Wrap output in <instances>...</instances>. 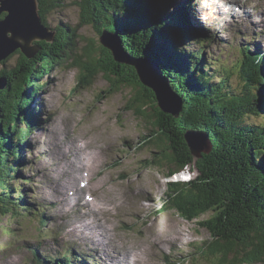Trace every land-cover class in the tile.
Wrapping results in <instances>:
<instances>
[{
	"label": "rangeland",
	"instance_id": "374dc122",
	"mask_svg": "<svg viewBox=\"0 0 264 264\" xmlns=\"http://www.w3.org/2000/svg\"><path fill=\"white\" fill-rule=\"evenodd\" d=\"M81 1L63 0V6L47 17L50 30L60 23L75 29ZM171 1L161 7L188 9L185 0L176 5ZM232 1L221 6L224 0H192L186 18L192 27L212 37L204 54L213 82L222 80L236 91L240 84L235 64L241 58L237 48L248 45L250 52L264 53V0H241L240 7ZM99 10L104 21L116 24L118 15L108 13L103 6ZM85 22L75 31V53L82 62L87 60L84 53L89 46L97 61L105 52L111 55L101 43L103 33L115 40L118 37L123 44L117 30L106 29L100 34L99 27L95 31L93 24ZM189 42L187 52L199 48L195 40ZM124 46L125 51L135 54L126 51L131 57L147 59L138 57L145 55L144 45L128 39L127 49ZM66 54L55 59L57 63L39 81L33 80L31 109L38 120L22 150L19 181L12 183L24 195L23 207L29 211L22 212L26 217H0V264H39L34 259L35 249L42 264H53L65 256L69 264H108V255L113 257L109 264H129L127 256L130 264H167L165 260L178 259L184 264H210L195 250L210 240L209 233L197 223L206 220L209 213L191 222L174 211L156 213L166 183L172 179L166 169L146 165L152 158L151 148L136 147L148 133L145 122L153 124L152 111L143 109L140 113L147 116L143 120L124 109L137 93L128 87L114 93L118 83L114 79L108 82L97 75L84 86L79 69L72 67ZM18 57L13 55L6 66H15ZM246 123L259 125L264 119L249 116ZM191 173L183 172L175 179H190ZM79 183H85L90 191L83 198L78 195L88 203L89 212L85 205L79 209L69 192ZM74 199L79 201L77 196Z\"/></svg>",
	"mask_w": 264,
	"mask_h": 264
},
{
	"label": "trees",
	"instance_id": "16d2710c",
	"mask_svg": "<svg viewBox=\"0 0 264 264\" xmlns=\"http://www.w3.org/2000/svg\"><path fill=\"white\" fill-rule=\"evenodd\" d=\"M165 1L168 0H82L75 29L60 23L53 29L56 35L52 43L33 42L39 49L33 58L17 50L1 61L0 79L5 85L0 89V217H21L23 211H29L23 207L24 195L12 183L19 181L22 150L38 120L31 109L33 80L39 81L49 73L57 63L55 59L67 52L66 60L72 59V67L79 69L84 86L97 75L108 78V82L114 79L118 82L114 93L122 86L137 89L139 95L129 100L128 111L146 120L147 116L138 110L151 109L153 124L145 122L148 133L136 146L152 149V158L146 160V165L166 169L169 178L188 165L197 172L189 181H168L156 213L174 211L187 222L209 213L206 220L197 223L209 233L210 240L195 250L210 264H264V123H246L249 116L264 119V53L250 52L248 45L238 47L241 58L235 71L239 90L229 89L222 80L215 84L204 54L212 37L192 27L184 10L170 6L163 9ZM36 3L41 24L53 31L47 26V17L63 6V0ZM101 6L118 15L116 24L100 17ZM85 21L93 24L95 31L99 27L100 34L106 29L117 30L124 47L128 39L144 45L145 55L138 57H150L158 63L182 99L183 110L178 118L162 113L153 92L140 84L135 70L116 64L109 53L104 51L106 65L102 59H95L92 46L85 50L86 62L77 58L75 31ZM192 40L199 48L187 52ZM13 55H19L17 64L6 66ZM192 130L206 132L212 145L210 153L198 160H194L184 139L185 133ZM37 257L42 264L38 254ZM165 262L184 264L179 259ZM69 263L65 256L53 264Z\"/></svg>",
	"mask_w": 264,
	"mask_h": 264
},
{
	"label": "water",
	"instance_id": "95a60500",
	"mask_svg": "<svg viewBox=\"0 0 264 264\" xmlns=\"http://www.w3.org/2000/svg\"><path fill=\"white\" fill-rule=\"evenodd\" d=\"M37 10L36 0H0V62L17 50L26 58L31 59L39 50L33 42L52 43L54 41L55 32L48 31L41 24ZM2 14H4L3 18L1 17ZM103 35L101 43L105 49L111 52L113 61L134 68L140 84L153 92L159 110L164 114L178 118L183 110L182 100L172 89L169 79L164 75L160 66L148 58L135 59L131 57L124 50L123 44L117 39L118 37H115V40L110 34L103 33ZM102 63L107 64L105 59L102 60ZM4 85V79L1 78L0 89H3ZM128 88L133 93H137V89ZM120 89L116 91L120 92ZM138 95L137 93L134 97L137 98ZM129 99L131 100L132 97ZM143 109L138 111L143 112ZM184 139L194 160L200 159L203 154H208L212 150L206 132L187 131ZM188 167L192 169L191 166L188 165ZM193 171L197 173L194 169ZM176 176L178 175H174L170 179L189 181V179H175Z\"/></svg>",
	"mask_w": 264,
	"mask_h": 264
},
{
	"label": "bare ground",
	"instance_id": "6f19581e",
	"mask_svg": "<svg viewBox=\"0 0 264 264\" xmlns=\"http://www.w3.org/2000/svg\"><path fill=\"white\" fill-rule=\"evenodd\" d=\"M220 1V0H219ZM237 2H238V4H236L235 6H239L240 7V3H239V1H241V0H236ZM262 1V0H261ZM177 1H174V3H176ZM231 3V2H234V1H232V0H224V3H221L220 5L222 6V4H226V3ZM180 3V2H179ZM185 3H187V2H185ZM176 4H178V3H176ZM176 4H174V5H176ZM216 4V3H215ZM181 5V4H180ZM229 5V4H228ZM262 6V5H261ZM180 8H182V7H180ZM262 10H264L263 8H262ZM4 17V16H3ZM257 23H258V21H256ZM43 25V24H42ZM256 25V24H255ZM205 59H206V57H205ZM154 61V60H153ZM206 61V60H205ZM155 62V61H154ZM134 96V95H133ZM180 97V96H179ZM182 100V99H181ZM129 107H130V105H129ZM128 107V108H129ZM182 107H183V102H182ZM124 109H126V108H124ZM80 147V146H79ZM81 151V150H80ZM76 167V166H75ZM85 183H79V185H73V187H71L72 189L71 190H69V192H72L71 194H72V199H73V201L76 203V204H78L79 206H78V208L79 209H81L82 208V206L81 205H85V206H87V210H88V212H89V210H90V208H89V206H88V203L83 199H81L79 196H81L82 198H83V196L84 195H89V193H90V191L86 188V186L84 185ZM87 185V184H86ZM88 186V185H87ZM79 195V196H78ZM74 196H77L78 198H79V201L78 200H76V199H74ZM91 197H92V195H90ZM88 197V196H87ZM102 236H104L103 234H102ZM106 237V236H105ZM104 240V239H103ZM116 248V247H115ZM113 251H116V250H114V248H113ZM33 253H34V257H35V259L37 260L38 259V257H37V254H38V252H37V249H35V250H33ZM115 254L117 255V254H119L118 252H115ZM39 255V254H38ZM120 255H123V257H125V255L124 254H120ZM104 256H105V254H104ZM118 257V256H117ZM113 258V257H109V255H108V259L106 260V263H108L109 264V260H111V259ZM119 258V257H118ZM125 261L127 262V263H129L130 264V262H131V260H130V257H125ZM130 261V262H129ZM132 261H136V260H132ZM115 262H117V261H115ZM119 263H121V258H119ZM28 264V263H27ZM132 264V263H131Z\"/></svg>",
	"mask_w": 264,
	"mask_h": 264
}]
</instances>
